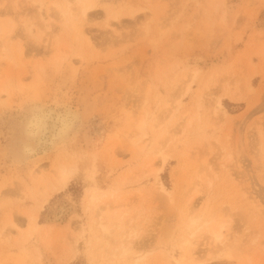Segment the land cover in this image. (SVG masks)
Returning a JSON list of instances; mask_svg holds the SVG:
<instances>
[{
    "label": "rangeland",
    "instance_id": "rangeland-1",
    "mask_svg": "<svg viewBox=\"0 0 264 264\" xmlns=\"http://www.w3.org/2000/svg\"><path fill=\"white\" fill-rule=\"evenodd\" d=\"M66 1L0 0V264H264V0ZM38 110L73 118L44 152ZM190 211L239 254L206 260L201 231L187 253Z\"/></svg>",
    "mask_w": 264,
    "mask_h": 264
},
{
    "label": "bare ground",
    "instance_id": "bare-ground-1",
    "mask_svg": "<svg viewBox=\"0 0 264 264\" xmlns=\"http://www.w3.org/2000/svg\"><path fill=\"white\" fill-rule=\"evenodd\" d=\"M64 1H66V0H64ZM76 1V6H75V8L73 7V9H75V15H76V17H73L74 19L75 18H80V22H82V20L84 21L85 20V18H86V16L88 15L87 13L93 8V3L91 2V0L89 1V2H86L85 0H75ZM66 3H69V1H66ZM58 4V7H60L61 8V6H59V3H54L53 5H57ZM67 5V4H66ZM53 7V6H52ZM55 7V6H54ZM57 7V6H56ZM57 7V8H58ZM66 7V6H65ZM53 10V9H52ZM55 10V9H54ZM64 10V9H63ZM63 10H62V12H63ZM109 13V14H108ZM64 14V13H63ZM106 14H108L106 17V20L108 19V16H109V19L110 20H112L113 19V17H115L113 14H110V12H107ZM71 15V14H70ZM63 17H64V15H63ZM70 17V16H69ZM110 17H112V19L110 18ZM66 16H65V20H66ZM78 18V19H79ZM64 19V18H63ZM68 20V19H67ZM109 21V20H108ZM108 21H106L107 23H105V24H107V26H108V24L110 23V21H109V23H108ZM63 22V21H62ZM61 22V23H62ZM65 22V21H64ZM67 22V21H66ZM68 23V22H67ZM63 24V23H62ZM29 31V30H28ZM80 34L81 35H83V32L82 31H80ZM88 40V39H87ZM3 45V44H2ZM1 48H3V46H0ZM4 49V48H3ZM2 49V50H3ZM7 50V49H6ZM5 51V50H4ZM1 53V52H0ZM3 54V53H2ZM4 55H5V53H4ZM3 55V56H4ZM6 56V55H5ZM195 72H193V74H194ZM191 74V73H190ZM193 74H192V77H193ZM187 78V77H186ZM187 81H189V80H187ZM186 81V82H187ZM191 81V80H190ZM186 85H187V83H186ZM188 89V88H187ZM183 90H186L185 89V87H184V89ZM147 91V90H146ZM184 92V91H183ZM238 95V94H237ZM237 95L235 96V97H237ZM218 97V96H217ZM241 98V97H240ZM236 99V98H235ZM238 100H239V97L237 98ZM242 99V98H241ZM215 102V101H214ZM217 102H219L218 101V99L216 100V104H217ZM167 105V104H166ZM169 105V104H168ZM167 105V106H168ZM165 108V107H164ZM163 108V109H164ZM215 110V109H214ZM142 121V120H141ZM141 121H136L137 123H138V125H137V123H136V125H137V127L138 126H141L142 125V127H143V124H142V122ZM141 122V125L139 124ZM189 122H190V120H189ZM188 122V123H189ZM72 123H73V118H72V116H70V113L69 112H65V113H63V114H57V115H53L52 114V111L51 110H45V111H43V110H38L37 112H32L31 113V115L29 116V118H28V120H27V122H26V126H25V130H26V132H27V134H29V135H31V136H33L34 138H35V145H36V148H39V149H41V151L42 152H44L45 151V147L48 145V144H51L52 143V141H53V138L55 137V138H58V137H62L65 133H66V131H68L70 128H71V125H72ZM187 123V124H188ZM183 125H184V123H183ZM182 125V126H183ZM185 125H186V123H185ZM136 127V126H135ZM142 127L141 128H139V130L140 129H142ZM141 134V133H140ZM171 136H169V138H170ZM168 138V139H169ZM25 149L27 150V152L29 151V152H31L32 151V148H30V147H25ZM259 152H260V150H259ZM161 154V153H160ZM260 155V154H259ZM260 157V156H259ZM210 169V168H209ZM70 172H71V166H68V165H63V166H60L59 168H58V170L56 171V176H55V180L57 181V184H58V187H63L65 184H66V182L68 181V177H69V175H70ZM209 172V171H208ZM211 173H212V171H211ZM216 174V173H215ZM207 175V177H208V173L206 174ZM206 175H205V177H206ZM211 175V174H210ZM213 175V174H212ZM211 175V176H212ZM54 177V176H53ZM206 177V178H207ZM210 177V176H209ZM216 177V176H215ZM204 178V177H203ZM207 179H209V180H211V178H207ZM216 179V178H215ZM122 180V179H121ZM120 182H122V181H120ZM123 182H125V180L123 181ZM122 182V183H123ZM209 183V181L207 180V184ZM205 184V183H204ZM206 184V186H208ZM210 184H211V182H210ZM210 184H209V186H210ZM213 185V184H212ZM96 194V193H95ZM101 195V194H100ZM92 197L93 196H90V198L92 199ZM243 197H244V199L249 203V213H250V215L252 216V217H255V215H260V216H262V214H264V207H261L262 205H260V202H259V200L257 199L256 200V198H255V196H253L252 194H250V192L249 193H243ZM95 198V197H94ZM117 198V197H116ZM97 200V199H96ZM123 204V203H122ZM103 205H105V204H103ZM40 206V205H39ZM38 206V207H39ZM97 206H99V204L97 205ZM95 207H96V205H95ZM104 207V206H103ZM101 207H99L98 209L97 208H95L97 211H95L96 213L95 214H97L98 215V212L102 209H100ZM39 209V208H38ZM109 209V208H108ZM195 210V209H194ZM196 211V210H195ZM195 211H193V212H195ZM211 211V210H210ZM193 212L191 213V211H190V213L192 214H187L186 215V218H185V220L182 222L183 223V233L180 235V238L182 239H180V241H182V243L184 244L183 246H184V248L183 249H185L186 248V251H188L187 253H191V255H193L194 254V252H191L192 250L191 249H193V247H194V242H198V241H196V240H199V234L201 235V233L203 232V233H205V235H206V237L210 240L209 242H210V245L212 246H210L211 248H213V246L215 245V244H218V248L219 249H215V251L213 250V249H211L210 247V249L208 250V252L209 253H207V256H206V260H210V259H214V258H230V257H232L233 256V254L235 253V254H239V250H236L237 249V244L239 243H234V242H230V243H226L225 242V240L224 239H222V234H221V228H223V224L221 225V224H213L212 223V221L211 220H213V219H211V217H210V214H208L207 212H201V214L199 213V212H196V213H194L193 214ZM100 215V214H99ZM102 215V214H101ZM100 215V216H101ZM113 215V214H112ZM119 215V214H118ZM118 215H113L110 219H111V221H112V219H114V217L116 218V216H118ZM125 215H126V213H125ZM213 214H212V212H211V216H212ZM31 217V216H30ZM106 217V216H105ZM32 218H35L34 216H32ZM100 218V217H99ZM104 218V217H103ZM106 219H107V217H106ZM127 220V219H126ZM105 221V220H104ZM109 221V220H108ZM120 221V220H119ZM124 221V220H123ZM93 222V221H92ZM118 222V221H117ZM96 223V222H95ZM105 223H106V221H105ZM101 224V225H99L101 228H99V229H102V233L104 234H102L104 237H105V235L106 234H108L109 233V228L112 226V225H110V227L107 225V224ZM112 223V222H111ZM115 223V222H114ZM105 225H107V226H105ZM114 225V224H113ZM116 225V224H115ZM122 225H123V223H122ZM116 227V226H115ZM117 227H118V225H117ZM120 227V226H119ZM125 228V227H124ZM111 230H112V228H111ZM199 231H201V232H199ZM74 232V231H73ZM77 232V231H76ZM120 232V231H119ZM124 232V231H123ZM198 232H199V234H198ZM118 233V232H117ZM128 233V232H127ZM202 233V234H203ZM110 235V233L108 234V236ZM113 235V234H112ZM130 235H132V233L130 234ZM204 235V236H205ZM229 235V234H228ZM227 235V236H228ZM75 236V235H74ZM128 236H129V234H128ZM189 236H192V238L193 239H189L188 237ZM121 237V239H119V240H116V239H112V240H116V241H112V240H110V242L112 241V246H110V251H108V255H111L112 256V258L113 257H115V256H113V255H118V257H122V258H125L127 255H133V254H135L136 253V250H134L133 252H135V253H133L132 251H131V247L129 246V245H126V244H124L123 243V241H124V238L122 239V236H120ZM119 237V238H120ZM205 237V238H206ZM107 239H108V237H106ZM111 237H109V239H110ZM133 238V237H132ZM135 238V237H134ZM203 238V237H202ZM206 238V239H207ZM250 238V237H249ZM254 238V237H253ZM118 239V238H117ZM128 239V238H127ZM130 239H131V237H130ZM227 239V238H226ZM106 240V239H105ZM120 240H122V242L120 241ZM129 240V239H128ZM193 240H194V242H193ZM231 240V239H230ZM233 240V239H232ZM131 241H134L133 239H131ZM130 241V242H131ZM136 241V240H135ZM252 242L253 241H255V238L254 239H252L251 240ZM105 242V241H104ZM119 242V245L117 244V243ZM137 242V241H136ZM107 244H109V242H106ZM134 243V242H133ZM219 243H220V245H219ZM260 243V244H259ZM100 244V243H99ZM117 244V245H116ZM129 244V243H128ZM132 244V243H131ZM130 244V245H131ZM258 244H259V246L262 248V249H264V242H258ZM73 245V244H72ZM216 246V245H215ZM214 246V247H215ZM220 246V247H219ZM74 247V246H73ZM99 247V246H98ZM97 247V248H98ZM105 247V246H104ZM136 247H137V245H136ZM136 247H135V249H136ZM197 247V246H196ZM95 248V247H94ZM217 248V247H216ZM79 249V248H78ZM99 249V248H98ZM197 249V248H196ZM240 249V248H239ZM76 250V249H75ZM105 250V249H104ZM138 251H140V250H138ZM164 251V250H163ZM162 251V252H163ZM166 251V250H165ZM184 251V250H183ZM216 251H218V252H216ZM236 251H237V253H236ZM241 251V250H240ZM262 251V253H264V250H261ZM74 252V251H73ZM199 252V251H198ZM214 252H216V253H214ZM133 253V254H132ZM139 253V252H138ZM197 253V252H196ZM200 253V252H199ZM162 254V253H161ZM160 254V255H161ZM203 254V253H202ZM235 254H234V256H235ZM105 255V254H104ZM104 255H103V257H104ZM144 255V254H143ZM107 256V255H106ZM162 256L164 257V255L162 254ZM170 256V255H169ZM141 257H142V255H140V256H136V258L133 260V262H132V264H138L139 263V260L141 259ZM160 258H161V256H159ZM158 257V258H159ZM162 257V258H163ZM201 257H203V256H201ZM200 256H199V254L195 257V258H197V259H200V261H203L204 259H202ZM157 258V259H158ZM171 259V258H170ZM170 259H167V257H165V260H167L166 261V263H164V264H173L172 262L171 263H169L170 262ZM108 260V259H107ZM159 260V259H158ZM157 260V261H158ZM164 260V259H163ZM177 261V260H176ZM196 261V260H195ZM246 261V260H245ZM200 263V262H199ZM174 264H178V262L177 263H174ZM180 264H181V262H180ZM193 264H197L196 262H194Z\"/></svg>",
    "mask_w": 264,
    "mask_h": 264
}]
</instances>
